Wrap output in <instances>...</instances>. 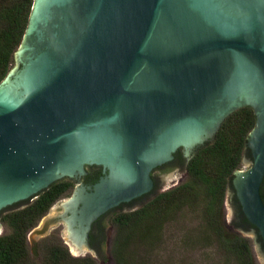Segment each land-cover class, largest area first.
I'll list each match as a JSON object with an SVG mask.
<instances>
[{"label": "water", "instance_id": "95a60500", "mask_svg": "<svg viewBox=\"0 0 264 264\" xmlns=\"http://www.w3.org/2000/svg\"><path fill=\"white\" fill-rule=\"evenodd\" d=\"M243 106L256 117L248 167L227 191L264 257V0H33L0 82V211L101 166L91 191L77 186L28 234L37 255V237L62 223L83 256L92 220L150 190L154 167L177 149L189 160Z\"/></svg>", "mask_w": 264, "mask_h": 264}, {"label": "trees", "instance_id": "16d2710c", "mask_svg": "<svg viewBox=\"0 0 264 264\" xmlns=\"http://www.w3.org/2000/svg\"><path fill=\"white\" fill-rule=\"evenodd\" d=\"M32 3L33 0H0V82L13 65ZM255 119L250 106L240 107L224 119L214 138L199 146L189 160L177 149L174 160L185 165L186 181L160 193L142 207L112 218L116 229L111 249L115 264H147V253L164 243L165 226L181 221L193 211L199 212V225L186 233V241L191 246H215L233 264H255L249 239L227 228L224 220L227 186L233 173L241 168L246 139ZM71 185L68 179H61L35 198L0 211V223L6 228L0 234V264H35L29 256L27 233L69 192ZM263 188L264 179L260 187L262 199ZM42 264L97 263L90 256L73 257L55 245L46 249Z\"/></svg>", "mask_w": 264, "mask_h": 264}, {"label": "rangeland", "instance_id": "374dc122", "mask_svg": "<svg viewBox=\"0 0 264 264\" xmlns=\"http://www.w3.org/2000/svg\"><path fill=\"white\" fill-rule=\"evenodd\" d=\"M13 66H14V62L12 67ZM247 167L248 166L245 165L242 161L240 169H246ZM180 177H182V174L179 175L177 178L173 179V182H169L165 187L173 188L171 187L173 184L176 185L180 184L181 181ZM183 178L182 179L186 181L187 175ZM70 193L71 192H69V194ZM66 197H62L58 199L49 208V210L53 208L61 200H64ZM47 212L39 219L37 224L47 214ZM198 215L199 212L197 211H193V214L188 212L181 221L172 222L171 224L168 223L164 229V243L161 244L158 249H154L151 252L147 253L146 255L148 256L147 264H233L231 261L226 260L223 253L218 251L215 246L207 247V246L194 245L193 247L189 242L186 241V233L192 230L194 227H198L199 225V219L197 218ZM224 217L226 223L232 227V222L234 219V209L232 205V196L228 193L227 190L224 198ZM0 225H1L0 234H2L6 232V228L2 223H0ZM33 228H31L30 231L27 233V248H28L29 256L34 260L35 264H42L43 255L46 252L47 248L57 245L65 249V245L63 244L64 240L61 236V230L63 229V224L59 223L56 226L52 227L48 233L37 237V242H36L37 255H34L31 251V247L28 239V234L33 230ZM235 232H237L236 229ZM239 234L249 239L255 264H264V257L261 254V252L258 250L253 235L249 233L245 234V232ZM67 251L71 256L78 258L92 255L89 254L88 252H85L83 256H75L73 253L70 252L69 249ZM94 260L96 261L97 264H113L112 261L109 262L108 258H106V261L103 260V262H100L96 259Z\"/></svg>", "mask_w": 264, "mask_h": 264}, {"label": "flooded vegetation", "instance_id": "af4514ba", "mask_svg": "<svg viewBox=\"0 0 264 264\" xmlns=\"http://www.w3.org/2000/svg\"><path fill=\"white\" fill-rule=\"evenodd\" d=\"M181 153L183 157H185L182 150ZM246 155L248 156L247 153ZM169 162H172V164H169ZM175 170H179L182 172V177H180L181 181L179 180L180 184L185 182L183 180L184 179L183 177L187 175L185 165L178 160H174L173 158L172 160L165 162L161 165H158L151 170L150 177L152 179V187L150 190L129 201L119 203L118 205L108 209L106 212L102 213L94 220H92L90 227L87 231L86 244L83 245V249L85 250V252L92 254L91 255L92 258L100 262H103L106 256L109 262L112 261L114 264L115 260L111 253V249H112V244L116 229L114 224L112 223V218L116 214L130 212L132 210L140 208L143 205H145L148 201L153 199L155 196L159 195L160 193L172 189L170 187H165V185L167 184V177L170 175L171 172ZM85 171H86L85 175H83L78 180L68 179L69 181H71L72 185H71V189L69 190V192L71 193L69 194L68 192L66 195L63 196L66 197L67 195H69V197L66 200H68L73 195L75 189L79 185L84 186L87 191H91L94 185L99 181L100 177L104 175L103 169L99 165H87L85 167ZM169 182H173V180H170ZM176 186H177L176 184H173L171 187L174 188ZM231 196H232V205L234 209V219L231 227L226 223V220L224 218L225 225L227 226V228L233 231H235L236 229L238 234H239V230H238L239 228L245 231L256 230V228L245 217L241 209L240 203L238 202L235 194ZM66 200L61 202L60 205L61 209H63V203ZM263 202H264V188H263ZM257 240L262 243L261 244L262 251L264 252V244L259 235L257 236ZM63 244L65 245V249L67 250L70 249L72 251V248L68 244V242L63 241Z\"/></svg>", "mask_w": 264, "mask_h": 264}]
</instances>
